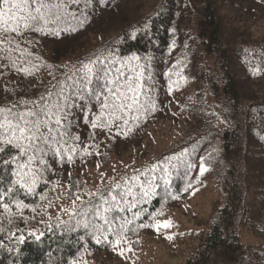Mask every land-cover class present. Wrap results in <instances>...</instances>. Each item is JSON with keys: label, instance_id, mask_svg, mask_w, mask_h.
<instances>
[{"label": "trees", "instance_id": "trees-1", "mask_svg": "<svg viewBox=\"0 0 264 264\" xmlns=\"http://www.w3.org/2000/svg\"><path fill=\"white\" fill-rule=\"evenodd\" d=\"M69 13L59 35L24 30L0 44V108L67 97L74 106L64 128L80 138H63L74 153L45 148L48 170L33 193L15 185L0 201V264H264V0H79ZM133 54L139 61L126 62ZM136 64L144 67L143 107L92 128L105 97L111 103L109 89L123 90L118 70L134 75ZM157 129L168 141L148 150ZM123 147L132 160L110 178ZM16 154L9 148L3 158ZM149 184L154 193L143 197ZM202 185L217 200L204 223L193 222L198 230L153 227L188 214ZM9 186L0 164V194ZM82 202L88 214L75 215ZM155 240L166 251L147 254Z\"/></svg>", "mask_w": 264, "mask_h": 264}, {"label": "snow or ice", "instance_id": "snow-or-ice-1", "mask_svg": "<svg viewBox=\"0 0 264 264\" xmlns=\"http://www.w3.org/2000/svg\"><path fill=\"white\" fill-rule=\"evenodd\" d=\"M78 3L79 0H56V2H52V0H0V34H3V38L0 39V44H3L12 33L20 35L24 30H34L37 32L47 30L51 35H59L58 26L64 22L66 15L70 14L69 5H76ZM73 18L75 17L73 16ZM37 25H41V27H36ZM7 42L10 45L12 43L11 40H7ZM139 59L140 57L133 54L131 57L125 58V61H139ZM84 67L89 73L92 71L90 65H85ZM137 68L140 71L137 72ZM19 70L28 72L26 68ZM129 70L135 74L125 76L124 71L118 70L120 71V75L125 77L123 90L121 87H117L115 91L109 89V94L112 98L111 103L108 102V97H105V101L101 105V115L91 119L92 128H109L113 120L123 119L117 113L126 114L127 110L143 107L140 96L144 89V83H141L144 80V67L136 64L131 65ZM149 79H151V74H149ZM90 82V80H87V83ZM87 83L84 85L85 87H87ZM169 91H171V87ZM62 92L63 90L61 89ZM67 99V97H64V103L62 105L59 100L55 104H49L45 101L44 97H41L38 103H34L33 109L27 111H15V106L13 109L0 108V113H7L5 118L0 121V164L6 170L10 184L12 185L0 194V201L4 200L5 196L14 192L15 189L13 186L15 185H19L20 188L25 189L26 194H31L35 191V187L43 173L48 170V162L43 158L47 155L45 148H52V145L56 144L57 147L54 151L57 155H61L62 151L70 153L76 152L77 149L75 147H68L67 140L63 139L65 135H68L70 139L76 141L80 139L79 136L72 137L64 128L63 122L68 116L66 109L74 106L68 104ZM105 109L108 110L107 113H105ZM106 116L111 117L108 123H104L103 121V118ZM9 148L17 154L10 155L8 159H4L3 154ZM25 157L26 159H24ZM68 159L70 160L71 156ZM21 160L23 162H20ZM34 165L36 166L34 167ZM10 168L12 170L7 172ZM205 170L204 164L201 163V173ZM164 171L167 175V169ZM137 179L138 177L136 176L132 177V180ZM115 187L119 188L120 185H116ZM152 193H154V188L149 184L147 190H144L142 195L143 197H149ZM127 194L132 195V189L130 187L127 189ZM100 198L103 200V195ZM76 199L79 200L81 198L77 196ZM111 199L112 201H116L117 197L113 195ZM104 202L107 203L106 200ZM87 205L92 206V202L88 201ZM2 207L6 211L10 210L7 203H3ZM17 207H27V205H24L22 201H18ZM93 211L97 217L101 215L98 205L93 206ZM104 211L108 212L109 209L105 208ZM82 213L85 215L88 214L87 207L84 206L83 202L80 211L74 210L75 215H81ZM105 222L107 223L106 218ZM146 226L142 225V227ZM161 226L168 228L171 226V222L163 221L161 224L153 225L157 229ZM83 227L87 229L89 224L85 222ZM111 230L109 228V231ZM29 235H35L36 239L39 240L43 233H29ZM167 238L171 239L172 237L169 236ZM20 242H24L23 236L20 237ZM99 242L100 240L97 239V243ZM115 243L119 245L121 239L117 238Z\"/></svg>", "mask_w": 264, "mask_h": 264}, {"label": "rangeland", "instance_id": "rangeland-1", "mask_svg": "<svg viewBox=\"0 0 264 264\" xmlns=\"http://www.w3.org/2000/svg\"><path fill=\"white\" fill-rule=\"evenodd\" d=\"M261 82H262L261 86H264V79ZM157 130L158 132L156 133L154 132V135L152 136L153 139L150 142L146 143V145L148 146V150L151 148L153 149L157 146H159L158 148L162 149L168 141L166 139V135L165 134L162 135L161 131L159 129ZM122 153L123 154L121 155V158H120L122 159L121 160L122 164L117 167L116 160H114L113 164L109 166L112 172V174H108L110 178L111 177L114 178L116 176V172L124 169L126 164L130 163L132 160L131 153L133 154V152L130 150V148L123 147ZM216 200H217V195L210 186H203V185L198 186L197 188L193 190V193L190 198V205L192 207L191 208L186 207V208H183L182 210V211L191 210L190 212H188V214L186 213L184 216H180L177 213H173V214H170V216H165L163 218L158 219L156 223L158 225V224H161L163 221H170L171 222L170 227L168 228H164L162 226L161 227L168 230L171 233L179 234V233H183L184 231H188L190 229L198 230L200 226L199 225L196 226L193 222L197 221L200 217H202L203 220L202 221L200 220V221L204 223L205 219H207L208 211L211 209V207H213L214 202ZM192 218H194L193 221L191 220ZM146 249H147V254L154 253L156 251H158V254H160L161 250L163 252L166 251V246L162 244L161 242L155 240V242L150 244V246L147 247Z\"/></svg>", "mask_w": 264, "mask_h": 264}]
</instances>
